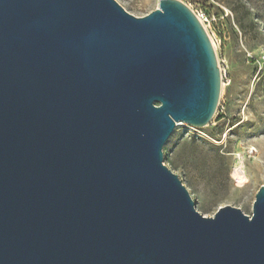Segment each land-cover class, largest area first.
Returning <instances> with one entry per match:
<instances>
[{
	"label": "water",
	"instance_id": "water-1",
	"mask_svg": "<svg viewBox=\"0 0 264 264\" xmlns=\"http://www.w3.org/2000/svg\"><path fill=\"white\" fill-rule=\"evenodd\" d=\"M221 85L178 0H0V264H264V186L205 218L163 165Z\"/></svg>",
	"mask_w": 264,
	"mask_h": 264
},
{
	"label": "rangeland",
	"instance_id": "rangeland-1",
	"mask_svg": "<svg viewBox=\"0 0 264 264\" xmlns=\"http://www.w3.org/2000/svg\"><path fill=\"white\" fill-rule=\"evenodd\" d=\"M114 1L137 18L159 2ZM178 1L200 18L214 44L222 86L208 126H175L162 148L163 165L201 216L230 206L250 217L264 186V0Z\"/></svg>",
	"mask_w": 264,
	"mask_h": 264
},
{
	"label": "built area",
	"instance_id": "built-area-1",
	"mask_svg": "<svg viewBox=\"0 0 264 264\" xmlns=\"http://www.w3.org/2000/svg\"><path fill=\"white\" fill-rule=\"evenodd\" d=\"M196 17L198 18V20L200 21V18L196 15ZM219 106V105H218ZM218 108V107H217ZM217 111V110H216Z\"/></svg>",
	"mask_w": 264,
	"mask_h": 264
},
{
	"label": "bare ground",
	"instance_id": "bare-ground-1",
	"mask_svg": "<svg viewBox=\"0 0 264 264\" xmlns=\"http://www.w3.org/2000/svg\"><path fill=\"white\" fill-rule=\"evenodd\" d=\"M213 45V48H214V44H212ZM222 86V85H221ZM179 124H181V123H179ZM179 124H177V125H179Z\"/></svg>",
	"mask_w": 264,
	"mask_h": 264
}]
</instances>
